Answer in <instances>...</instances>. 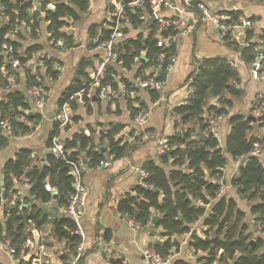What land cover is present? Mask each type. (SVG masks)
<instances>
[{
    "label": "trees",
    "instance_id": "1",
    "mask_svg": "<svg viewBox=\"0 0 264 264\" xmlns=\"http://www.w3.org/2000/svg\"><path fill=\"white\" fill-rule=\"evenodd\" d=\"M35 1L0 0V6H4V15L0 16V87L3 88L0 93V117L9 116L12 119V136L30 132L32 127L18 118L20 116L33 118V116L24 111L30 105L27 94L22 89L12 88L14 82L3 76L1 66H9L10 72L16 75L22 71L26 77V88L33 83H41L44 76L38 73L39 70L26 67L32 54L43 48L41 42L36 41L39 33L41 36L45 35L47 40L64 37L66 41L64 48L72 46L73 35L63 31L62 28L69 25L71 20H80L87 12L90 0H39L43 14L40 13L38 16L31 11ZM117 1L123 4L128 0ZM110 7L112 13L117 11L115 5ZM127 12L130 22L125 29L126 33L130 27L141 29L146 19L153 14L148 3L129 9ZM241 14L238 10L230 11L225 21L229 24L240 23ZM23 18L30 19L32 32L26 35L22 30L15 39L9 40L14 46L15 57L19 64L14 69L7 63L2 42L9 39L6 38L7 33L13 29L17 20ZM159 25L160 19H157L148 26L147 31H138L136 37L129 39L125 36L118 42L114 49L119 52V58L115 63L108 64L100 81L111 83L118 92L119 83L115 79L118 74L116 65L121 63V66L131 69L137 60L141 62L137 76H145L143 70L148 66L153 67L154 70L150 75L157 73L160 77V69L167 71L168 56L160 60L159 54L163 51L168 55L174 54L176 40L170 43L169 39L170 36L176 35L177 30L172 26L164 27L159 34L169 38L165 46H159L157 44ZM98 27L99 24H92L89 27L90 37L95 39L90 42L91 47L101 45L111 36L110 28H103L98 33ZM28 36L34 41L28 46L23 45V41L27 40ZM254 38L255 29L250 27L246 30L248 44L240 48L241 56L248 62L255 59V46L264 45V31L256 39ZM224 39L236 43L230 30L226 31ZM235 45L239 47L238 44ZM43 59L46 73L52 80L57 79L60 68L52 65L55 57L45 55ZM86 66V62L80 66V73L90 80L85 71ZM121 80L124 82L123 97L131 116L147 110L145 103L139 105L133 103L135 99L131 92L137 88L136 85L126 78ZM186 81L193 90L185 103L174 107L182 127L177 128L169 136L170 147L165 154L148 159L143 164L148 171L146 181L152 187L138 184L133 192H129L119 200L118 210L132 216L141 226L149 225L153 211L159 212L160 217L156 226H161L168 238L163 244H156L155 247L165 256L172 246L178 244L176 239H172L174 234L190 232V244L196 250L207 252V255L200 257L203 264H212L215 260L229 264H262L264 252L260 250L264 245V239L257 234L254 224L250 227L247 222H241L244 213L237 207L236 199L227 198L225 195L219 196L212 202L208 211L205 204L209 203L210 198L217 196L220 188L218 181L207 178L206 170L210 176L220 178L229 157L241 158L238 175L232 182L243 197L248 200L257 199L251 204L250 210L252 213H259L256 217L264 222V164L261 156L251 153L256 142H264V137L252 134L251 130L256 126H264V120L259 122L260 125H255L257 119H253L249 114L238 112L230 114V131L225 144L221 145L219 137L211 130V118L229 114L235 98L243 94L238 70L226 57H205L197 62ZM86 87L87 84L76 77L61 93L59 106L68 102L75 107L77 103L75 94L81 91L86 93ZM148 92L151 99L156 100L161 91L149 89ZM211 97H216L220 105L209 104ZM187 124L189 125L185 126ZM124 127L122 123L110 122L101 133L100 145L95 141V131L92 128L75 132L64 140L65 147L69 151L66 158L56 156L52 152L41 158L34 155L31 148L23 147L17 151L15 158L8 159L0 175V242L10 239L12 246L15 247L14 253H20L25 241L33 237V232L27 228L30 221L39 228L49 220L51 210L49 206L43 204L54 202L58 208L68 204L75 186L67 159H76L82 155L88 166L95 167L103 159L114 160L127 155L134 147V143L119 136ZM58 134L56 122L54 130L49 134V146L53 137ZM9 138L0 130V146L8 144ZM202 146L205 148L201 152L198 149ZM26 178L31 183L28 189L24 187ZM46 182L55 187L56 198L53 197L54 191L46 189ZM20 191H25L21 208H19V199L13 204L9 203L10 198ZM199 198L203 200V204L197 203L196 200ZM200 219L207 226L204 231L205 237L193 231V223ZM53 225V232L58 238L66 239L73 246H77L82 241V237L75 233L76 224L69 215L57 213ZM211 230L213 233H210ZM108 231L109 229L106 232L107 237H109Z\"/></svg>",
    "mask_w": 264,
    "mask_h": 264
},
{
    "label": "crops",
    "instance_id": "2",
    "mask_svg": "<svg viewBox=\"0 0 264 264\" xmlns=\"http://www.w3.org/2000/svg\"><path fill=\"white\" fill-rule=\"evenodd\" d=\"M166 1L158 9L159 17L161 19L171 17L186 18L191 28L187 33L175 39L176 50L174 54L177 60L173 68L167 71L166 85L156 100H152L148 90L140 87L137 83L138 76L136 74L141 66V62L138 60L131 69H126L121 66V63L116 65L118 74L115 79L119 83V91L116 93V99L111 103L110 107V99L103 100L97 95L98 87L93 79V73L97 69L98 59L105 55L106 50L101 46H90V42L95 39L90 37L89 27L92 24H99L98 33L103 28L109 29L112 17L110 6L116 5L118 3L117 0H90L88 10L82 15V18L78 21H70L69 25L62 28L63 31L71 33L74 37V44L71 47L55 48L48 43L45 35L38 37L36 40L41 42L43 48L28 60L29 64L33 63L30 66H34L36 70L45 73L41 61L37 58L44 52L49 56L55 57L59 62L60 74L57 79L52 80L45 73V79H48L49 86L45 105L38 108L30 101L29 107L24 111L33 116V118L25 116L18 118L32 126L30 132L8 136L0 127L2 133L10 137L8 144L3 147L0 146V175L4 163L10 158H15L20 148H31L33 154L41 158H44L50 152L48 139L50 132L55 128L54 115L59 107V98L63 90L76 77L81 78L87 84V91L86 93L81 91L75 94L78 108L74 113L72 109V120L66 128L60 131V137L65 140V138L71 137L75 132L92 128L95 131V141L100 142L103 130L108 127L110 122L115 121L125 126L119 136L121 135L124 139L133 142L134 147L127 155L121 158L114 160L109 158L111 164L108 167L88 166L86 168L83 176V181L87 188V197L84 213L81 217L84 231L82 250L79 251L77 246H73L66 239H60L54 234L53 220L57 213L63 212L64 207L58 208L54 202H49L47 203L48 205L43 204V206H49L51 210L49 220L44 222L39 228L30 221L33 227L29 228V230L33 232V237L27 240V245L30 246V249L27 254L23 255L26 262L23 263L21 259H18L14 264H31L36 258L40 259V264H72L73 262L77 264H146L143 255L144 248L163 244L168 236L163 233L161 226H156L151 221L146 226L135 225L133 218H129V215L118 210V202L126 194L133 192L134 188L140 184L139 168L143 167L144 162L148 159L158 158L156 152L157 140L160 137L172 135L177 128L182 127L179 124L180 117L175 113L174 107L180 104L186 96L189 87L186 81L188 75L195 69L197 62L205 57L223 56L228 58L229 61L235 62L234 67L238 70L240 85L244 92L240 97L235 98L229 114L222 117H214L216 125L212 127L213 132L218 137L220 132L224 139L231 127L229 123L230 114L236 112L249 114L251 112L250 109L257 102L258 93L261 91L264 93V77L254 79L250 72V62L245 61L241 56L240 48L244 46L242 43L246 40L247 29L244 31L237 30L239 41L233 40L236 41V43L234 42L235 44L239 45L238 47L234 43L225 40L221 35L220 29L213 22L203 21L202 12L197 6L198 2H203L212 11L221 13L224 16H229L228 12L233 10L241 11L240 21L243 18H248L252 21L251 27L255 29L254 39H256L264 31V0ZM147 29L148 27L145 30L130 27L126 33V38H134L138 31H147ZM32 41L34 40H30L28 36L23 45L28 46ZM84 62L87 63L85 71L88 73L90 80L80 73V66ZM152 71H154L153 67L148 66L144 68L143 73L147 75ZM19 74L20 80L18 78L14 80L12 88H19L27 93L26 77L22 71ZM123 78H126L137 87L131 92L135 99L134 105H139L140 103L147 105L148 119L143 126L136 123L134 116H131L130 110L127 108L123 97L124 82L121 80ZM208 103L220 105L216 97H211ZM118 106L121 112L117 110ZM249 110L250 112H248ZM205 114L209 115L208 112ZM143 129L148 130L150 135L147 137L140 136L139 133ZM96 134L98 135L97 139ZM261 158L264 159V154ZM171 165L168 166L172 167ZM207 173L209 172L206 170V176ZM207 178L215 181L214 177ZM227 186L223 194L227 198L233 197L238 200V191L230 189V185ZM208 210H210V206L207 207ZM155 214L159 215V212L153 211L152 216ZM255 216L251 213V224H254L252 220ZM198 224L203 226L202 220L193 223L195 226H192L193 231L199 236L205 237L204 231L206 228L203 229L202 233L197 227ZM44 225H48L49 229L47 232L42 229ZM107 229H109V237L106 236ZM255 231L257 232V230ZM257 234L259 233L257 232ZM47 235H50V238L44 243L45 240L43 238H47ZM178 235L181 236L182 234H174L172 239L178 240ZM190 240L191 236L189 247L183 245L181 249L177 250L175 246H172L170 252L166 255L170 258L168 264H203V260L199 258L207 255V252L196 250L190 244ZM190 249L193 252H190ZM197 251L202 253H197ZM0 255H5V258H12V255L4 247H0Z\"/></svg>",
    "mask_w": 264,
    "mask_h": 264
},
{
    "label": "built area",
    "instance_id": "3",
    "mask_svg": "<svg viewBox=\"0 0 264 264\" xmlns=\"http://www.w3.org/2000/svg\"><path fill=\"white\" fill-rule=\"evenodd\" d=\"M69 1V0H68ZM166 0H128L127 2L120 4L117 3L115 6L117 7V11L115 13H112V17L110 20V29L112 30L111 36L108 40L102 42L100 45L103 47L105 51V55L98 59V66L96 71L93 73V79L97 84L98 87V97L103 100L111 99L113 96H115L116 91L113 88L112 84L109 82L102 83L100 81V77L103 76L105 68L108 66L109 63H115L119 58V52L114 49V43H118L121 40L124 39L126 36V27L128 23L130 22L128 10L134 9L138 6H144L146 3H148L152 8V15H156L157 19H160V25L158 27V41L157 44L159 46H165L167 43V39L169 37L162 36L159 34V32L164 28L168 26H172L174 29L177 30L176 35L170 36L176 39L178 36L183 35L187 33L191 25L189 24L188 20L186 18H179V17H171L167 19H161L158 14V9L161 5L166 3ZM48 6V4H47ZM197 6L202 12V20L203 21H211L213 22L221 32L222 37H224L226 31L230 30L233 36V39L239 41V35L237 33V30L244 31L246 26L251 27L252 21L248 18L242 19L240 23L237 24H229L225 21L227 16H224L221 13L212 11L205 3L198 2ZM40 7L39 0H36L33 3V6L31 8L32 13ZM41 11V7H40ZM41 13H43L41 11ZM4 15V6H0V16ZM149 16V17H150ZM24 31L26 35H29L32 32V26L30 23V19L23 18L16 21L15 25L13 26V29H11L10 32L7 33L6 38L2 42V48L7 55V63L13 66V68H17L19 66L18 59L15 57V50L12 42H10V39H15L21 31ZM48 43L55 47L63 49L66 45V41L64 37H58V38H51L48 40ZM248 41L245 40L242 45H247ZM256 55L255 59L250 62V72L254 79H261L264 77V45H257L255 46ZM41 55V54H40ZM45 55H41L43 58ZM168 56V63L166 65L167 71L171 70L177 60V57L175 54L168 55L166 52H161L159 54V59L163 60ZM44 62V59L41 60ZM28 62V61H27ZM232 65L235 64V62L230 61ZM43 65V64H42ZM52 65L54 67L59 68V62L54 59L52 61ZM45 66V65H44ZM9 66H1V73L3 76H6L11 81L16 80L15 79V73L10 72ZM166 71V72H167ZM167 79H163L162 77H158L156 74H147L145 76H138L137 77V83L140 87L144 89H155L158 91H162L166 85ZM192 87L189 86L186 96L181 101V103H185L192 92ZM27 98L29 101H32L36 107L41 108L45 105L47 101V89L43 82L41 83H33L31 86L27 88ZM264 93L261 91L257 95V104L263 103L264 104ZM72 109L70 107V104L68 102L60 105L58 109L55 112L54 120L58 124V130L59 134L52 139V143L49 146L50 152H52L56 156L64 157L66 158L67 151L64 141L60 137V131L66 128V126L71 121V115H72ZM225 114L216 116V117H222ZM148 119V111H141L140 113L136 114L134 116V120L139 125L143 126L145 125L146 121ZM215 119V118H214ZM212 120V119H211ZM213 122V120H212ZM0 127L4 130V133L8 136L12 135L13 133V123L12 119L9 116L0 117ZM213 131V130H212ZM140 136L147 137L150 135V132L146 129H143L140 133ZM169 136H163L160 137L157 140V155H163L166 153V151L169 149ZM252 154L262 156L264 154V144L263 142H256L254 144V147L251 151ZM67 161L70 163V173L74 177V186L75 191L71 194L68 204L64 207L63 212L66 215H69L76 224L75 233L79 234L81 237L84 236V231L81 223V217L84 213V207L86 204V197H87V188L83 181V176L86 168L88 167L86 161L84 160L83 156L80 155L76 159H67ZM111 164V160L109 158L101 160L95 167L103 168L108 167ZM139 174H140V184L145 187H152L150 183L146 181V178L148 177V171L144 167L139 168ZM31 186V183L29 182V179L26 178L24 181V187L27 189ZM46 189L49 191L55 192V187L52 186L49 182L45 183ZM218 194L221 193V190L217 192ZM25 198V191H20L15 193L9 200L10 204H13L17 199H19V208L22 207V204L24 202ZM198 204H203L202 199L196 200ZM212 200L210 199L209 203L205 204L206 207L211 206ZM254 228L257 230L259 235H261L264 239V222L260 219H258L256 216L253 218ZM135 225L139 226L140 224L135 221ZM5 245H9L7 248L5 247L6 251H8L10 254H13L15 252V248L10 245V241L8 239L5 240ZM78 250L83 249V242H79L77 244ZM264 252V245L262 247V251ZM143 255L146 261V264H168L170 261L169 256L163 255L161 252H159L155 246H146L143 251ZM31 264H40V259L36 258L34 259ZM72 264H77L76 262H73ZM127 264H133V263H127ZM212 264H229L224 263L223 261L215 260L212 262ZM264 264V263H262Z\"/></svg>",
    "mask_w": 264,
    "mask_h": 264
},
{
    "label": "rangeland",
    "instance_id": "4",
    "mask_svg": "<svg viewBox=\"0 0 264 264\" xmlns=\"http://www.w3.org/2000/svg\"><path fill=\"white\" fill-rule=\"evenodd\" d=\"M72 21V20H71ZM41 33H39V37H42L41 35H40ZM30 40H33V38H31ZM47 40V39H46ZM26 41V40H25ZM25 41H23V42H25ZM48 41V40H47ZM100 46V45H99ZM69 47H71V46H69ZM94 47V46H93ZM68 48V47H67ZM42 50V49H41ZM36 52H34L32 55H34ZM41 55H48V54H46V53H44V52H42L41 53ZM41 55H39L37 58H38V60L39 61H41L43 58L41 57ZM48 57H50L49 55H48ZM41 64H43V67H44V72L46 73V71H45V66H44V62H42L41 61ZM30 65H33V63L32 64H29V62H27L26 63V67H29V68H32V69H35V67L34 66H30ZM36 70V69H35ZM38 73L40 74V75H43L44 77L42 78V82L44 83V85L46 86V89L48 90V82H47V80L48 79H45V73H42L40 70L38 71ZM24 74V73H23ZM25 75V74H24ZM48 74L46 73V76H47ZM19 76H20V74L19 75H16L15 74V79H17L18 78V80H20V78H19ZM49 76V75H48ZM51 79V78H50ZM2 91H3V88H0V93H2ZM84 92V91H83ZM82 92V93H83ZM116 93H117V91H116ZM47 98H48V95H47ZM116 99V94H115V96H113L110 100H109V107H110V105H111V103L114 101ZM263 101H264V99H263ZM70 107H71V109H73V113H74V111L78 108V105H75V107H73L71 104H70ZM117 110L119 111L120 110V112H121V109L119 108V106H118V108H117ZM250 110H251V112H250ZM248 112H250L249 114L250 115H254V117L257 119V121L258 122H256V125H260L261 123H259V122H262L263 120H264V105H263V103H258L257 104V102H256V104H254V106L250 109ZM247 112V113H248ZM72 113V112H71ZM72 113V114H73ZM263 117V118H262ZM75 118V117H74ZM73 118V119H74ZM212 120H213V122H212V125H211V130H212V127H214L215 125H216V120L214 119V117L213 118H211ZM71 120H72V115H71ZM74 121V120H73ZM71 122V121H70ZM69 122V123H70ZM69 125V124H68ZM189 124H187V125H185V126H188ZM32 127V126H31ZM195 127H197V124H195ZM197 129V128H196ZM195 129V130H196ZM218 132H219V130H218ZM225 133V132H224ZM251 133L252 134H254V135H259V136H261V137H264V126L263 125H261V126H256L254 129H252L251 130ZM96 136V139L98 138V135L96 134L95 135ZM226 137L227 136H225V139L223 138V136L221 135V133L219 132V139H220V142H221V145H224L225 144V140H226ZM99 140V139H98ZM97 140V141H98ZM98 145H100V143H101V141L100 142H96ZM104 143V142H103ZM263 144H264V142H263ZM262 161H263V164H264V159H262ZM240 163H241V158H237V159H234V158H231V157H229L228 158V164L226 165V167L223 169V172H222V176L220 177V178H215L214 177V179H215V181H220L219 182V184H220V188H219V191L221 190V193H217V196L215 197V198H210L212 201H214L216 198H218L219 196H221V195H224L223 193L225 192V188H226V186L227 185H230V189H233L234 191H237V187L233 184V179H234V177H236V175H238V172H239V166H240ZM207 177H212V176H209V173H207ZM227 187H229V186H227ZM238 193V200H236L237 201V207L239 208V209H241L242 211H243V213H244V216H243V218H242V220H241V222H247L249 225H250V227L253 225V224H251V222H250V217H251V210H250V206H251V204L254 202V201H256L257 199H254V200H248L247 198H245V197H243L239 192H237ZM221 194V195H220ZM226 196V195H225ZM48 205V204H47ZM47 205H45V206H47ZM252 214H254V215H257V214H259V213H252ZM200 220H202V219H200ZM199 223V222H198ZM33 224L32 223H29L28 224V229L29 228H31V227H33L32 226ZM193 227H195L194 225H193ZM197 227L199 228V230H201V232L203 233V229L204 228H207V226H205L204 224H203V226H201V225H197ZM162 228V227H161ZM42 229H43V231H45V232H47L48 231V225H44L43 227H42ZM162 230H163V228H162ZM164 233V232H163ZM210 233H213V230H211V232ZM50 235H47V238H43L44 240V243L47 241V239H49L50 237H49ZM179 236V235H178ZM190 236H191V233L190 232H186V233H183L181 236H179V239L177 240L178 241V244L177 245H175V247H176V249L177 250H179V249H181V247L183 246V245H187L188 247H189V239H190ZM46 237V236H45ZM31 239H32V237H31ZM9 241H10V239H8ZM51 241V240H50ZM5 242V241H4ZM4 242H0V247L2 248V247H8L9 245H5V243ZM10 245H12L11 244V241H10ZM15 248V247H14ZM29 249H30V246H28L27 245V241H25V243H24V245L22 246V248H21V250L19 251L20 253H13V254H11L12 255V258H8V257H6L5 258V255H0V262L2 263V264H14V262H16L18 259H21V261L24 263V262H26L25 261V259H24V257H23V255H25V253L27 254L28 252H29ZM192 249V248H191ZM190 249V252H193L192 250ZM197 253H202L201 251L199 252V251H197ZM200 259V258H199Z\"/></svg>",
    "mask_w": 264,
    "mask_h": 264
},
{
    "label": "water",
    "instance_id": "5",
    "mask_svg": "<svg viewBox=\"0 0 264 264\" xmlns=\"http://www.w3.org/2000/svg\"><path fill=\"white\" fill-rule=\"evenodd\" d=\"M40 13H41V11H40V7H38L35 11H34V15L35 16H38V15H40ZM155 20H157V16L156 15H152V16H150V17H148L147 19H146V21L143 23V25H142V27H141V29L142 30H145L152 22H154ZM249 28V26H246L245 27V29H248ZM175 41V39L173 38V37H171L170 39H169V42L170 43H173ZM117 43L115 42L114 43V45H116ZM128 44H126V46H127ZM254 55H256V53H254ZM142 59L143 60H145V57L144 56H142ZM159 74H160V77H162L163 79H167V72L166 71H164V70H159ZM253 119H256L255 117H254V115H250ZM63 141H64V139H62ZM204 148L205 147H200L198 150L199 151H203L204 150ZM104 149V148H103ZM225 149H226V147H225ZM85 161H86V159H84ZM53 197L54 198H56L57 197V192L55 191L54 193H53ZM59 214L60 215H65V213L64 212H62V211H60L59 212ZM159 217H160V215H158V214H155V215H153L152 216V219H151V223L152 224H156L157 222H158V219H159ZM129 218H132V216H129Z\"/></svg>",
    "mask_w": 264,
    "mask_h": 264
}]
</instances>
